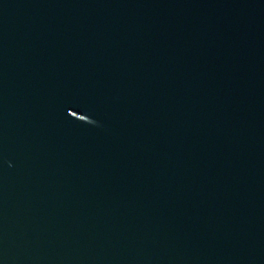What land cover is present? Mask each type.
Returning a JSON list of instances; mask_svg holds the SVG:
<instances>
[{
  "label": "water",
  "instance_id": "95a60500",
  "mask_svg": "<svg viewBox=\"0 0 264 264\" xmlns=\"http://www.w3.org/2000/svg\"><path fill=\"white\" fill-rule=\"evenodd\" d=\"M0 264H264V0H0Z\"/></svg>",
  "mask_w": 264,
  "mask_h": 264
}]
</instances>
